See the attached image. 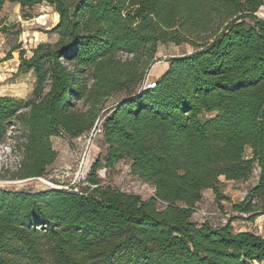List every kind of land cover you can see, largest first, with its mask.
I'll return each mask as SVG.
<instances>
[{
    "label": "trees",
    "instance_id": "16d2710c",
    "mask_svg": "<svg viewBox=\"0 0 264 264\" xmlns=\"http://www.w3.org/2000/svg\"><path fill=\"white\" fill-rule=\"evenodd\" d=\"M7 2L48 3L58 35L20 50L16 73L33 72L31 95H0V140L10 125L22 133L15 177L46 176L58 156L51 137L77 139L98 119L106 151L77 190L0 186V264L263 262L264 233L232 222L264 213V0H0V25ZM169 42L194 49L167 58L145 88ZM125 159L154 196L99 176ZM257 169L240 201L223 194L221 177L245 181ZM206 189L230 201L225 223L193 219Z\"/></svg>",
    "mask_w": 264,
    "mask_h": 264
},
{
    "label": "rangeland",
    "instance_id": "374dc122",
    "mask_svg": "<svg viewBox=\"0 0 264 264\" xmlns=\"http://www.w3.org/2000/svg\"><path fill=\"white\" fill-rule=\"evenodd\" d=\"M258 16L264 18V5L257 12ZM2 24L0 25V95H10L18 98H28L36 84V77L32 71L26 73H16L20 61V50L25 49L27 55H31L32 49L43 41L55 42L58 35L49 32L57 22V14L54 8L44 2L32 8L23 9L20 4L7 2L1 13ZM4 26V27H3ZM5 28V29H3ZM21 46L20 48H17ZM16 48V49H15ZM15 49L14 51H12ZM194 48L189 44L176 45L174 43L160 44L154 64L151 66L146 80H156V69L164 68L166 63H160L171 56L189 53ZM12 52V55H9ZM132 91H121L113 95L106 106H111L117 101L125 98ZM20 126L10 125L6 136L0 140V186L42 190L47 188H60L78 183L83 184L84 178L77 177L78 168L81 160L85 156V161L90 164L97 156H103L106 146L103 135L97 134L90 142L88 138L68 139L62 136H52L54 149L58 151V156L54 163L47 168L46 176L43 181L40 178L19 179L15 173L21 160V151L18 146L21 136ZM250 154V150L247 152ZM99 176L105 183L123 191L138 193L144 198L154 196L155 188L152 184L145 182L130 170V160L125 159L118 162L114 168L103 170L99 169ZM257 173L245 181L227 180L221 177V190L225 196L233 202L240 201L249 187L257 181ZM76 179V180H75ZM76 181V183H74ZM74 183V184H73ZM159 207L163 204L159 203ZM198 208L211 212V220L220 223L227 213H231L232 206L229 200H223L221 205L215 201L212 189L203 191V198L198 204ZM246 214H241L232 222L235 230L251 229L257 233H264V213H261L255 220L245 219ZM193 219L201 222L199 214ZM255 264H264L255 262Z\"/></svg>",
    "mask_w": 264,
    "mask_h": 264
},
{
    "label": "built area",
    "instance_id": "2783aa9c",
    "mask_svg": "<svg viewBox=\"0 0 264 264\" xmlns=\"http://www.w3.org/2000/svg\"><path fill=\"white\" fill-rule=\"evenodd\" d=\"M155 85H156V80L151 81V80L148 79V80H146L144 82V87L145 88H152ZM97 134H100V135L103 134V128H102L101 119L97 120L96 124L94 125V127L92 128V130L89 133L83 134V135L79 136L77 139L88 138V140L91 142L95 138V136ZM85 156L80 162L76 179L77 178H79V179L84 178L85 179L87 174H88V172H89V169H90L92 163L94 162V160H93L90 164H88V162L85 161ZM21 159H22V155H21ZM20 162H21V160H20ZM103 170H106V168L103 167ZM258 171H259L258 169L255 170L256 173H258ZM39 178L42 179L41 177H39ZM74 183H76V181ZM74 185H77V184H74ZM70 186H73V185H70ZM70 186H64V188H69ZM77 189H78V187H76V190ZM196 214L201 215V217H202L201 222L206 221V220H211V217L213 215L211 212H207L206 210H201L198 207L195 209V212H194V215H196ZM230 215H231V213H227L223 217L221 222L225 223Z\"/></svg>",
    "mask_w": 264,
    "mask_h": 264
},
{
    "label": "crops",
    "instance_id": "0c3cea01",
    "mask_svg": "<svg viewBox=\"0 0 264 264\" xmlns=\"http://www.w3.org/2000/svg\"><path fill=\"white\" fill-rule=\"evenodd\" d=\"M160 63H166V65L164 66V68H158V69H156V72H157V75L158 76H161L167 70V68L169 66V62H165V60L160 61Z\"/></svg>",
    "mask_w": 264,
    "mask_h": 264
},
{
    "label": "bare ground",
    "instance_id": "6f19581e",
    "mask_svg": "<svg viewBox=\"0 0 264 264\" xmlns=\"http://www.w3.org/2000/svg\"><path fill=\"white\" fill-rule=\"evenodd\" d=\"M43 181L47 182L43 177H41Z\"/></svg>",
    "mask_w": 264,
    "mask_h": 264
}]
</instances>
